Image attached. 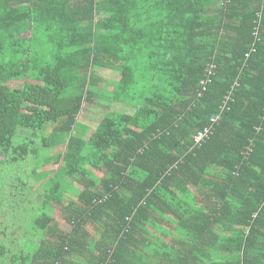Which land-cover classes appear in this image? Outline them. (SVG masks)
<instances>
[{
    "label": "trees",
    "instance_id": "1",
    "mask_svg": "<svg viewBox=\"0 0 264 264\" xmlns=\"http://www.w3.org/2000/svg\"><path fill=\"white\" fill-rule=\"evenodd\" d=\"M0 156L45 187L0 264H264V0H0Z\"/></svg>",
    "mask_w": 264,
    "mask_h": 264
},
{
    "label": "rangeland",
    "instance_id": "2",
    "mask_svg": "<svg viewBox=\"0 0 264 264\" xmlns=\"http://www.w3.org/2000/svg\"><path fill=\"white\" fill-rule=\"evenodd\" d=\"M99 78L101 82L108 84L109 82H116L119 75L111 70L101 69L99 71ZM21 82H15L10 84L11 87H21ZM104 84V85H105ZM107 104V103H104ZM103 107L86 105L82 109L78 121L80 123H98L106 113ZM110 110L120 113H132V109L120 105H110ZM211 130L209 129V132ZM59 148L58 151H61ZM53 150L50 154H56ZM2 157L0 156V161ZM9 164V163H8ZM4 167H0V208L3 212L0 215V240L7 235V238H12L17 241L23 248L34 247L40 239V236L32 234L30 231L24 230L25 225L30 221L27 219L24 207L31 208L32 210L36 206H40L42 197L45 193V187L40 182H36L31 177V166L28 162H18L5 164ZM55 166H49L42 170H53ZM98 176H101L99 173ZM75 186V187H74ZM74 188L81 190V186L74 184ZM69 200V199H68ZM65 203H67L65 201ZM61 205L50 203L48 206L47 214L54 219V223L57 224V228L61 230H69V226L65 224L61 217ZM11 217H14V222H11ZM7 227V228H6ZM11 237H8L10 236Z\"/></svg>",
    "mask_w": 264,
    "mask_h": 264
},
{
    "label": "built area",
    "instance_id": "3",
    "mask_svg": "<svg viewBox=\"0 0 264 264\" xmlns=\"http://www.w3.org/2000/svg\"><path fill=\"white\" fill-rule=\"evenodd\" d=\"M202 83L205 84L204 81H203ZM208 133H209V129L204 130V132H199V134L197 135L195 141H196V142H197V141H198V142L203 141V139L205 138L206 134H208Z\"/></svg>",
    "mask_w": 264,
    "mask_h": 264
}]
</instances>
